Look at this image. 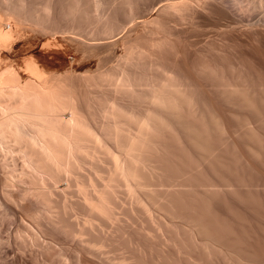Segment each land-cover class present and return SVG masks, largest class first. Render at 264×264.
Returning <instances> with one entry per match:
<instances>
[{
  "label": "bare ground",
  "instance_id": "bare-ground-1",
  "mask_svg": "<svg viewBox=\"0 0 264 264\" xmlns=\"http://www.w3.org/2000/svg\"><path fill=\"white\" fill-rule=\"evenodd\" d=\"M26 1L28 2V0ZM26 1L1 0L3 5L1 3L0 6L4 7L5 4L6 6L5 10L0 7V13H4L0 15V47L6 44L21 28L30 24L31 27L33 25L35 27L40 23L37 29L46 30L43 27L49 19L47 18L49 15L45 14L47 17L44 15L46 19L42 20L44 16L40 15L39 12L43 10V13H48L49 9L51 11L55 1L52 0L54 1L53 5L52 1L49 3V0L45 2L42 0L36 6L37 8L41 6L40 10L33 6L34 2L32 0L31 5ZM62 1L64 2L62 3ZM242 1H244V4L241 3ZM42 2L44 3L41 4ZM105 2L107 4V0H61V8L60 6L58 7L61 9L59 11L60 14L62 12V17L74 18L73 20L76 18L75 21L86 18L90 20L89 18L94 16L97 17L96 21L103 19L102 22L98 20L105 27L100 31V34L108 36L113 33L111 29L118 23L117 18L114 19L116 16L113 17L112 15L111 18L109 13L107 15L110 16L106 15L107 18L105 16V19L104 15H102L103 18H101V15H95L96 12L104 8ZM124 2L126 4L132 3L131 0H124ZM215 2L221 3L224 11H226L224 6L226 3L239 10L251 11L259 7L261 9L264 0H167L161 6L154 8L155 14L146 19L145 23L158 28L170 27L173 24V26H176L180 21L190 19L197 11L200 12L199 8L209 9L213 3L215 6L219 4ZM26 5L31 6L30 8H33V11L27 8L28 6L26 7ZM226 6L228 7V5ZM34 8L37 10H34ZM217 8L219 9V6ZM38 10L39 12L36 13ZM220 14L219 17L223 15V13ZM226 14L219 19L222 18L223 20ZM237 22L239 21L236 19L230 20L227 23L229 25L225 27L228 28L231 25V28H236ZM41 23L43 24L42 26ZM249 24L252 25V23ZM214 25L218 32H224L225 28L220 22ZM241 25L237 26V28L241 27ZM255 26L252 25L251 27ZM234 28L231 30L233 31ZM248 29L246 31L251 28ZM244 30L241 31L244 32ZM253 30L256 34L258 31L261 34L259 29L256 31L253 28ZM64 31L65 29L60 30L61 33ZM252 31L251 34H254V31L253 33ZM100 34L99 37L101 36ZM259 35H257L258 38L260 37ZM254 37L257 39L256 36ZM167 45L170 44L166 43V48ZM159 46L158 42L156 47ZM165 46L163 45V47ZM134 48L128 47L120 56L122 62L125 60V67L128 70H125L124 62L123 65L120 62V67L116 64L119 68L115 66L120 70L114 67V70L118 72L117 74L114 73L112 66L111 68L114 72H111L110 68L109 72L111 74H108V71H97V73L92 75L86 74L84 75L85 77L82 76L83 78L80 76L82 78L79 77L78 83L80 85L75 82L76 79H72V75V78L69 77L70 73L66 75L68 71L65 75L60 74L63 77L58 75V73L57 75L54 73L45 74L42 69H39L37 63L32 60L25 61V67L29 70L25 75L17 73L13 66L7 62L0 63V144H5L7 151L8 149L9 151H17V156L20 158H17L20 160V167L17 168V176L20 183L16 185V189L15 187L14 189L9 188L10 183L6 176L0 174V261H5L11 251L9 245L14 244L19 249H24V252H26L25 249L31 252L30 262L32 264H70L71 260L74 261V264H97L98 262V264L263 263L262 261L260 262V259L264 258L262 254L264 253V246H262L263 248L258 247L260 249L257 248L263 241L260 242L258 236L256 240V234L254 236V232L251 229L253 228L252 225L243 224L245 218L241 215L240 207L235 205L236 208H239V210H236L233 207L234 203H232L235 201L239 202L236 197L241 195L240 198L244 200L245 205H247L245 201H250L248 204L251 206L253 204V211L257 212L259 210H256L257 206L255 208V204L258 203L255 200L257 199L256 195H260L256 194L257 192L253 188L254 186H251L252 184H244L245 174L242 173L244 170H241L244 168H241L242 165L238 167L239 164H237V167H233L235 166V161L232 159L236 160V158L232 156H230L232 159L229 160L233 161L234 164L231 161H227L228 159L225 158L227 155H224L226 152L224 150L225 147L220 150V147L217 146L219 137H221L220 140L224 141L221 136L222 132H219L220 134L212 133L214 128L211 127L210 129L204 117L202 118L203 115L199 116V111L197 115L196 111L198 108L195 109L197 102L194 101L195 104L192 101L193 93L190 92L191 94H189L186 92L185 86L183 87V83L181 84L180 82L183 79L179 81L180 76L176 77L177 72L174 75L172 73L174 70L170 71V68L168 67V69L165 66V69L163 67L160 68L162 69L160 72L159 66L157 67L155 64L154 67H157L155 69H158L159 74L161 73L159 76H152L151 72H148V75H143L142 73L145 71L139 75V73H135L134 69L133 72L130 71L129 67L131 70L133 68V62H131L133 58H138L137 55L143 53L141 52L143 50L139 49V51ZM169 48L171 50L172 47ZM176 52L177 50H175ZM147 55L149 56V54ZM141 57L143 56H139L138 59H141ZM126 61H130L131 65L128 62L126 63ZM133 61L136 63L135 59ZM211 65L203 64L199 71L202 74L204 73L206 78H210L213 81L212 83L209 80L212 83L211 85L213 86L214 84L213 87L221 90V93L224 94L226 92L230 96L237 94L241 96V99L243 98L242 101L246 105V101H250L248 94L244 93L245 97H243L244 95L241 92L244 90L245 92L246 90L250 92L251 89L248 90V88L251 85L246 89L245 81L247 79L243 80L244 77L241 76L242 73H239V68L237 69L239 72L236 73L237 71L233 70L234 73L231 71L234 69V65H232V68L230 67L231 69H228L230 72L217 68L218 66L215 67L214 64V67ZM76 77L74 76V78ZM69 78L72 81H68ZM72 82L74 85L78 84L79 86L75 85L76 87H74ZM101 84L107 85L106 88L109 86V90L111 87L112 89L114 88L115 91L111 89L113 92H116V90L118 92L121 91L120 94L123 92L121 95L125 94L127 100H130L128 99L129 96L133 100L132 103H129L130 107L134 106L137 108V105H141V101H147L144 102L146 105L144 103V106L142 105L143 108L145 106L146 108H142V111H138L137 108L136 111V108L124 106L123 104H128V101L124 100L121 101L123 104H119L120 99L117 102V96L115 98L110 96V98H113L111 100L107 94L109 91L106 92L107 96L102 93L106 89L100 91L101 88L105 87L101 86ZM187 84L185 85L188 86ZM80 86H85V88H82L85 91H81L83 93H78L80 91L78 87ZM90 86L94 87V90L95 86L98 87L97 89L101 93H97V90H88L91 91L89 93L86 90L87 88L90 89ZM263 86H261L262 89H264ZM75 88L79 89V91L76 92L77 89L75 90ZM256 89H258V85ZM253 91L251 90V92ZM233 98L238 97L234 96ZM245 98L247 99L245 100ZM250 99L253 100L252 98ZM134 100L140 102H136L135 106L133 105L135 103ZM193 100L195 99L193 98ZM250 102V105L253 102L255 103V101ZM79 103L86 105L87 116H85L86 111H81L84 107L82 104L83 107L79 108L81 115L79 111L77 112ZM254 103L253 107L255 106ZM194 105L196 106L193 108ZM241 106H244V104ZM246 106L244 108L247 109L248 106ZM248 108L251 109L250 106ZM82 112H85L84 116ZM240 125L242 128L252 130V133L246 130V132L251 133L249 135L256 134L254 132L255 128L253 127L252 129L254 124L251 125V122L249 124L248 121H244ZM216 132H218L217 129ZM213 134H218L216 136L219 137L216 138ZM253 135L250 136L252 137L251 141H255L254 139L258 137L256 136L257 134L255 135L256 137H253ZM213 137L217 139V143L214 142L216 139L214 140ZM3 147L2 149L5 150ZM228 149L229 146L227 147ZM9 153L11 154V152ZM226 154L228 153L226 152ZM234 156L236 157L237 155L235 154ZM229 163L233 165V168ZM237 163H241V158ZM86 164L89 165L87 166L89 170L88 173H86L87 171L83 173ZM234 168H241L240 171L242 172H240V175H244L243 180H241L243 175L238 176L237 174L234 177L237 172L239 173V170H233ZM226 172H229L228 175ZM234 172L235 175L232 174L233 180L237 181L233 184V180L230 182L229 179L233 178L230 174ZM213 175H215V178H213ZM246 178L248 179L249 177L246 176ZM217 180L218 182H216ZM239 180L245 186L237 183ZM252 181L247 182L252 183ZM60 182H64L61 187H59ZM15 183L18 184V182ZM148 185H153V189L150 188L148 190L149 194H147L146 190ZM161 185H166V187L158 188ZM248 185L256 192H254L255 195L249 189L250 186L248 187L250 194L252 195L253 193L256 196L255 199V196H250L255 203L254 201L251 203L250 199L245 200L249 195L243 197L242 193H240L243 189L238 193L240 189L238 186L246 187ZM235 186L239 189L237 190ZM224 191H228L229 195L234 193L236 196L232 197L237 199L232 201L233 199L231 198L232 200L230 201H232L233 206H230L231 203L229 204V202L226 204L222 203L226 205L228 214H226L225 210L221 212L225 207H220L221 210L217 207L222 205L218 200L223 197ZM118 193L122 194V199L118 195L121 201V204H119L121 206V214L115 208L118 205H115V203L120 202L119 198H117ZM248 193L249 191L247 190L246 194ZM225 194L227 197L228 193ZM226 201L228 200L226 199ZM259 201L262 202H259L258 205L261 204L263 207L262 198ZM239 203L241 206L244 204H242L241 199ZM152 207L163 211L169 216L170 220L162 221V219L154 217V214L152 215ZM250 207L249 209L252 211ZM262 207L258 206L260 209H263ZM249 211H247L248 214ZM261 211L264 212V210ZM18 212H22L25 217L31 218L37 224L35 227L38 226L36 228L39 231L54 239L57 238V241H60L58 239L61 238L62 240L64 238L77 239L79 246L76 245L77 248L75 247V250L72 249L74 250L73 255L69 256L73 258L66 257L69 252L68 249L66 253L58 247L57 249L49 246L48 243L46 245L37 235L30 233L28 235L27 231L25 232L24 223L22 225L17 224V227L15 222L14 225L17 230H14L17 233L15 232L16 234L12 238H9L12 235L7 238L6 236L3 237L1 231L7 226V219L14 218L15 215L17 217ZM247 212L243 214L246 216ZM258 214L262 213L257 212L260 220L261 217L264 218V216H259ZM117 215L119 218H117ZM174 219H178L179 222L174 221ZM247 220L249 221V219ZM256 220L259 222V219ZM256 220L251 221V223ZM258 222L255 224L256 227L259 224ZM254 223H252L253 226ZM248 226L252 230L251 232L246 229ZM255 230L260 231L259 229ZM261 237L262 239L264 238L263 236ZM255 240L256 243L258 241V244L255 243ZM88 254H94L99 259L97 257L95 260H93L94 258L92 260L87 259ZM20 256L19 258L21 259L23 256ZM66 259H70V263H67ZM17 261L8 263L18 264Z\"/></svg>",
  "mask_w": 264,
  "mask_h": 264
},
{
  "label": "rangeland",
  "instance_id": "rangeland-1",
  "mask_svg": "<svg viewBox=\"0 0 264 264\" xmlns=\"http://www.w3.org/2000/svg\"><path fill=\"white\" fill-rule=\"evenodd\" d=\"M24 1H26V0H24ZM32 1L34 2V4L32 2L33 6L36 7L37 5H39V3L42 0H32ZM45 1L46 0H44V2ZM49 1H50L49 3H51L52 0H49ZM54 1H52V4L54 2L55 5L53 4L54 7L52 6L51 11L49 9L48 13H45V12L43 13L42 12L43 10L42 11L40 10L41 6H40V8L36 7L37 9L40 10V12H39V10L36 11V13L39 12L40 15H42V16H44L45 14L49 15L48 17H47V15H45L49 19L46 22L44 21L45 24L43 22V24L45 25L43 28H46V30H44L43 28L42 29L44 31L38 30L41 28L37 29V27L40 26L39 25L40 23H38L35 26L36 28L33 25L35 23L32 24L33 25L32 27L30 24V25H28L29 27L26 26L24 28H21L19 30V32L18 33L16 32L13 35V37L6 44H4L0 47V63L7 62L13 66V68L15 69V71L17 73H20L21 75H23V74L25 75L29 72V70L25 67V61L26 60H32L35 63H37V65L39 66V69H42V71H44L45 74L54 73L57 75V73H58V75H60V74L65 75V73L68 71V74H66V75H69V73H70L69 77H71V75H72L73 78L72 77L71 78L73 80L76 79L75 82L78 83L80 78L82 76L85 77L84 75H86V74L92 75L93 73H97V71H101V72L108 71L109 72V69L112 66H113V70H114L115 66L119 65V67H120L121 63H122L121 65H123V62L125 60L123 59L124 61L122 62L120 56L122 55L124 50L127 49L128 47H130V48L135 47L134 49H136V50H139V49L143 50V51H141V52H143V53H141L142 55L141 54L137 55L138 58H139V56H143V57H141V59L133 58V60L135 59L136 63L133 60L131 61L134 63V66L132 63L133 68L131 70V68L129 67L130 71L133 72V69H134L135 73L136 74L139 73V75L141 72L145 71L142 73L143 75L144 74L148 75L151 72L152 76L153 75L159 76L161 74V73L159 74V71L161 72V70H162L160 68H162V67L164 68V66H165L166 68L169 67L170 69L169 68L168 69L170 71L174 70V72H172L174 75H175V72H177L176 77L180 76L179 81L183 79L182 80L183 82L182 81H180V82H181V84L183 83L182 84L183 87L185 86L184 88H185L186 92L189 94L193 93L192 97L195 100H193L191 95H190V97L192 98L193 102L194 101L197 102V104L194 102L197 106L196 105L193 106V108L196 106L195 109L198 108L196 111L197 115H198V111H199V116L203 115L202 118L204 117V120L206 123L209 124L210 129H211V127L214 128V131L212 129V133L215 132V133L220 134L219 132H222L221 136L224 139V141L222 139L220 140L221 137L216 136L218 134H216V135L213 134V135H215L216 138L219 137L218 138L219 143L217 144V146L220 147L219 149L221 150L222 147L223 148L225 147L226 149L224 148V150H226V152L228 153V154H226V152L224 153L222 151L224 153V155L225 156L227 155V156L225 157L222 153H221V155H223L225 158H227L228 159L227 161H231V160H229V159H232V158H230V156L236 158V160L232 159L233 161H235L234 162L235 166L232 165V164H234L233 161H231L232 164L229 163V164H231L230 165L231 167L232 166L237 167V164H239L238 167H240V165H242L241 168H244V169L240 168L242 171L244 170L243 172L240 171V169H238V168H234L233 170L237 169L236 171L239 170V173L237 172L235 175V172H234V173H231L230 175L233 177L232 174H234L235 175L234 177H236L237 174H238V176L243 175V174L240 175L241 174L240 172L244 173L246 181L243 180L244 175L242 176L243 178H241V180L244 181V184H252L251 186H254L253 188L257 192L256 193L254 191V189L252 190V187L250 185H248L246 187L238 186L240 189L237 186H235V187H237L236 188L237 190L239 189L238 193L243 189V191H241L240 193H242L243 197L249 195V197H247V198L245 197L246 199L245 198L244 199L245 200L250 199L251 203H252V201H254L251 199V197L252 196L254 197L256 194H259L260 196L256 195L258 200L256 199L255 201H258V203L259 202L261 203L262 201H259V200H261V198H262L263 203H264V89L261 88V86L264 85V31H263L264 30V22L262 23V21L264 20V7H263L264 3H263V6H261V9L259 7L255 10H251V11H245L244 9L239 10L236 7L229 6V4L226 3V4H224L225 10L227 11L226 12V11H224L223 5L221 3L215 2L216 4H218V3L219 4L215 6V4L213 3L214 6H212L213 5L212 4L211 7L209 8L210 10L206 9V8H205L206 10L204 8H199L198 10H200V12L197 11V13H195V15L192 16L190 19H185L183 21H180L179 24L178 23L176 24V26H173L174 24L172 23L173 25L171 24L172 26H170V27L165 26L166 28L165 27L164 28H161V27L158 28V27L152 26L151 24L145 23V20L148 19L153 14H155L154 13L155 7L161 6L167 0H131L132 3H129V4H126L124 2V0H107V4L105 2L104 3L105 6L103 5L104 8L102 7L103 9H100V11L96 12L95 15H99V16L101 15V18L104 17V19H105V16L107 15V13H109L111 15V18H112V15H113V17L116 16L114 19L117 18L118 25H114V27L111 29V30H113L112 34L105 36V35L100 34V31H102V29L105 28L101 25V22L103 19L102 20L98 19L101 21L100 22L98 20L97 21L95 20V19H97V17H95V16H94L95 18L90 17L89 18L90 20H87L88 18H86V19H82L80 21H78V19H77V21H75L76 18H75V20H73L74 18H72V19H70L68 17L64 18V17H62V12L60 14V11H59V9L61 8V6H60L61 0L60 1L54 0ZM2 2L0 0V4ZM44 2H42L41 4H43ZM63 2L64 1H62V3ZM27 3L30 4L31 0H28ZM241 3L244 4V1H242ZM241 3H239V4H241ZM242 4H241V6L245 7ZM2 5H3V3H2ZM226 5H228V7ZM5 6H6V4L4 5V7L3 6H0V7H3L2 8V10H3L5 8ZM58 6H60V8ZM218 6H219V9L217 8ZM26 7L30 8L31 6L29 7V5H26ZM226 7H227V9H226ZM262 7H263V9H262ZM36 8H34V10ZM49 8H51V7H49ZM30 9H32V11H33V8H30ZM207 10H209V11H207ZM219 10L224 11L227 14L224 12H220ZM210 11H212V12H210ZM2 13H0V15ZM219 13H221V14L223 13V15L226 14L225 15L226 17L224 16L223 20H222V18L219 19L221 16L223 17V15H221V14H220L221 16L219 17ZM102 15H104V16L102 17ZM45 16L42 18V20L46 19ZM107 16H106V18H107ZM232 18L234 20L236 19L237 21H239V22H237L236 25L240 26L242 24L241 27L243 29L241 27L237 28L236 25H235L236 28L233 27L234 28L233 31L231 30V29H233V28H231V25H230V27L228 26V28L225 27L226 25H229L227 23L230 22V20L231 21L233 20ZM217 21H218V23L220 22L223 25V27L225 28L224 32H222V31L218 32L217 29L215 28L216 26L214 24H218ZM256 22L258 24L259 23L260 24L258 25ZM249 23H252V25H254V26L257 24V26L251 27L252 25ZM43 24L41 23V26ZM248 24L251 26H249ZM247 27L248 28L250 27L251 29L249 28L250 29L249 30ZM167 28L168 29L170 28V29L168 30ZM253 28L256 31H258V29H259L261 31L262 35L259 33V31L256 34V32L254 30L253 31H254L255 35L251 34V31ZM62 29H65V31L61 33L60 30H62ZM226 29H227V31H226ZM247 29L250 32L246 31ZM241 30H244V32ZM253 31H252V33H253ZM99 34L101 35L100 37H99ZM257 35H259L260 37L258 38ZM254 36H256L257 39H255ZM158 42H159L161 47L160 46L156 47ZM160 42L163 44H161ZM166 43L170 44L171 46L167 45V48H166V46H165ZM163 45L165 47H163ZM173 45H174V47H173ZM153 46H154V48H153ZM169 47H172L171 50ZM165 48H166V50H165ZM174 48H175V50H177L176 53H175V50H173ZM161 49H163V50H161ZM152 50H153V52H152ZM166 51H168V52H166ZM171 51L172 52L174 51L173 54H171L172 53ZM146 52H147V54H149L150 58L146 54ZM74 58H75V60H73ZM127 62L128 61H126V63ZM128 63H130V61ZM164 63H165V65H164ZM167 63H168V65L166 66ZM154 64L157 67L159 66V69H160L159 71H158V69H155L157 67H154ZM203 64H209V65L214 64L215 67L218 66L217 68H221V69H224L225 71L227 70L229 72H230V70H228V69H231L233 67L232 65H234L235 67L231 71L235 70V72H236L237 69L239 68L238 70H240V72L237 71L236 73H238V72L240 74L242 73L241 76L244 77L243 80L247 79L245 81V83L247 85V87L245 86L246 89L249 87V85H251V87L248 88V90H250V89L254 90L253 92H251V90H250V92L247 90L245 92V90H244L241 93H243V95H244V93H247L249 100L255 101V103L253 102L255 106L254 107L252 106L253 103H252V105H250L251 102L250 101L248 102V100H247L246 102L249 105L247 103H246V105L248 107L250 106L251 107V109H250L245 105L244 101H242L243 98L241 99L240 98L241 96H238L237 94H236L237 96L233 95V94H232L233 96H230L226 92L223 94V93H221V90L216 89V87H213L214 84H213V86L211 85L213 83V81L210 78L209 79L206 78L205 74L203 73L204 74L203 75L202 72L199 71L201 65H203ZM130 65H131V63H130ZM130 65L128 64V66H130ZM214 65H213V67H214ZM117 67H115V68H117ZM124 67H125V62H124ZM121 68L124 69L123 67H121ZM113 70L111 68V72L115 71V70L114 71ZM118 70H120V69H118ZM125 70H128V68H126ZM69 71H71V72H69ZM146 71H147V73H146ZM114 73L117 74L118 72L115 71ZM114 73H112V74H114ZM108 74H111V73L109 72ZM151 75H149V76H151ZM181 75H183V76H181ZM74 76H77V77L74 78ZM61 77H63V76H61ZM71 78H69L68 81H72ZM209 80H211L212 83H210L211 81H209ZM184 81H186L188 84ZM184 83L187 84L189 87L186 86ZM78 84L77 85L75 84V85L79 86L80 84L79 85ZM75 85L73 83L74 87H76ZM257 85H258V89H256ZM101 86H105V85L101 84ZM106 86L104 88L100 89V91H103L106 89V91L102 92V93L106 94V92L109 91L107 93L109 98H110V96L114 97V98L117 96V102L120 99L119 100L120 102H118L119 104L123 100L126 102L128 101L127 102L128 104H126L125 102H124L125 104H123V103H121V104H123L124 106L127 105L130 107L129 103H132L133 100L129 96H128V99H130V100H127L126 99L127 96L125 94L123 96L121 95V94H123V92L121 94H120L121 91L118 92V90H116V92H113L115 90H114V88L112 89V87L110 88V90L112 89L113 91L112 90L110 91L108 89L109 86L107 88H106ZM80 87H78L80 89V91H79V89L75 88V90L77 89L76 92L79 91L78 93H80L83 90L82 88H85V86H80ZM90 87H89L90 89L87 88L86 91L97 90V93L98 92L101 93L99 91V89H97L98 87L95 86V90L93 89L94 87L93 88H92V86H90ZM187 88H188V90L190 89L189 92H188ZM84 91L85 90H83V92ZM91 91H88V92L90 93ZM83 92H81V93H83ZM92 94H93V92H92ZM107 94H106V96H107ZM226 95H228L229 97L228 96L226 97ZM240 95H242V94H240ZM234 96L238 97V98H233ZM243 97H245V95ZM231 98H232V100H231ZM250 98H252L253 100H251ZM110 99L113 100V98H110ZM240 99H241V101H240ZM246 99L247 98H245V100ZM129 101H131V102H129ZM115 102H116V100H115ZM136 102H140V101H135V103H133V105H135ZM144 102H147V101H144ZM144 102L141 101L140 102L141 105L138 103L139 104V105H137L138 111L139 110L142 111V108H143L142 105ZM241 102H242V104H244V106H241L242 105ZM79 104L80 105L82 104L84 106V103H79ZM79 104L77 105L78 106L77 108L81 109L83 106L81 105V107H79L80 106ZM144 105H146V103H144ZM85 106L83 107V110L81 109V111H86V113L82 112V115L85 113L86 114L85 116H87V110H85L87 107H85ZM245 106L247 107V109L244 108ZM132 107L136 108L134 106H132ZM132 107H130V108H132ZM137 108H136V111H137ZM145 108H146V106H145ZM145 108H143V109H145ZM80 109L77 110V112L79 111L80 112L79 114L81 115ZM254 109H256V110L254 111ZM258 109H259V111H258ZM260 120H261V122H260ZM244 121H248L249 124L251 122V125L254 124V126H252V129H253V127L255 128L254 132H256L257 135L255 133H254V135L253 134L252 135H253V137L255 135L258 136V137L255 136L256 137L255 139L253 138L255 141H253V140L251 141L252 137H250V136H252V135H249L252 133L251 132L252 130L242 128V126L240 125ZM215 124L218 126H216ZM240 128H242V129H240ZM216 129L218 132H216ZM243 129H245V130L242 131ZM246 130L250 131L251 133L248 131L246 132ZM215 137H213L214 140L216 139ZM256 139H258V140H256ZM216 141H217V139L214 142L217 143ZM220 141H222L223 144ZM257 141H258V143H257ZM259 143H261V144H259ZM219 144H220V146H219ZM225 144L227 145V147L229 146L228 150L231 151L230 153L227 150V147ZM230 146L233 147L234 149L231 148ZM0 147H1L0 148V174H3L4 176H6L10 185L12 184L11 186L9 185V188L11 187L12 189H14V187H15V189H16L17 188L16 185H19V183H20L18 176H17V174H18L17 168L20 167V160H18L20 158L17 156L18 152L17 151L16 152L11 151V150L9 151V149H8V151L11 152V154H10L7 151V149L5 148V144L3 145V143ZM2 147L5 148V150L2 149ZM223 148H222V150H223ZM249 148H251L254 151H252ZM231 149H233V150H231ZM234 151L237 152V153L235 152V154L237 155L236 157L234 156L235 155ZM232 152H233V154L231 155ZM238 156H239V158H237ZM240 158H241V163H237V161H240ZM17 161H18V163H16ZM87 166H89V165L86 164L85 168L84 169L82 168L83 173H85L84 171H87L86 173H88L89 167L87 168ZM207 170H208V168H207ZM3 172H5L6 174ZM81 173H82V171H81ZM228 173H227V175H228ZM7 175H9V176H7ZM213 176L212 177L215 178V175H213ZM225 176H226V174H225ZM246 176L249 178L251 177L250 179H252L253 181L250 180L249 178H248L249 179L248 180L246 178ZM9 177H11V178H9ZM234 177L232 179L230 178L229 181L232 182ZM15 180H17V181H15ZM241 180H239L237 183L242 184L243 182ZM236 181L237 180H235V181L233 180L232 183L234 184V182H236ZM247 181H252V183L251 182L248 183ZM15 182H18V184ZM216 182H218V180ZM60 183H59V187L64 185V182H60ZM237 183H235V184L238 185ZM244 184H242V185H244ZM148 186L146 188L147 194L150 193L148 191L150 188L153 189V185L152 186L148 185ZM249 186H250L249 189H251L253 193L254 192L256 193V194L254 193L255 195L253 193H252V195L250 194V190L248 189ZM164 187H166V185H161L158 188H164ZM152 189H151V191H152ZM245 190H246V192H245ZM247 190L249 191L248 194H246ZM225 193H228L227 197L228 196H230V197L227 198L225 196L226 195ZM225 193H223V197L225 196L228 201L225 202V200H226L225 197L224 198L222 197L221 199H225V200H222L224 202L220 201L221 199L218 200L219 202H221V204L222 203L226 204L227 202H229V204H230L232 201L237 200L236 198L239 199V202L241 199L242 204L244 203L243 202L244 200H242V198H240L241 195H238L235 198V197H232L235 195L234 193L233 194L230 193V195H229L228 191H226ZM0 194H1V188H0ZM118 195L121 198L122 194L118 193L117 198H119ZM256 196L254 197V199L256 198ZM120 198L118 199L119 201H120ZM230 200H232V201H230ZM255 201H254V203H255ZM237 202L238 201L232 202V203H234L233 204L234 206L232 205V203L230 204V206L232 205L236 210H239L238 207L236 208L237 205L240 207V210L242 211L241 215L244 216L243 218H245L244 219L245 221L243 222L244 225H252L253 228H255L257 230L259 229L260 231L262 230L261 231L262 233H261L260 231H256L255 229L250 227L254 232L253 233L254 236L256 234V236H255L256 240H257V236H258L259 241L260 242L263 241V243H264V238L262 239V237H261V236L264 237V234H263L264 233V218L261 217V220H260V217L257 216V212L262 213V214H258L259 216H264V212L261 211V210H264V204L262 203L263 207L261 204L260 205H258V203L255 204V208L257 206L256 210L259 209V210H257V212L255 211L256 212V214H255V212L253 211L254 210L253 204H252V206L250 204H248L250 201H245L247 203V205H245V203H244L242 205L243 207L241 206V204L239 202L238 203ZM116 204H118L117 206L120 207V208H118L116 206L115 207L116 211L121 214V211H120L121 206H119V204H121V201L119 203H115V205ZM225 204H222V205H224V206H222V205H220V203H218V205H220V206H217L218 209L221 210V208L226 206ZM214 205H216V204H214ZM258 206L262 207L263 209L258 208ZM249 207L252 208L253 213L249 209ZM152 208H151L152 215L154 214L153 215L154 217H158V219H160V220L162 219V221L170 220L169 216H167L163 211L157 210L154 207H152ZM244 208L246 211L244 210ZM113 210L115 212L114 208H113ZM224 210L226 212V207L223 208L221 210V212H224ZM249 210L251 211L252 215H251ZM247 211H249V214ZM245 212H247L246 216L244 215ZM223 214L225 215V213H223ZM226 214H228V212H226ZM17 215H18L17 217H16V215H15V217L13 216L15 219L14 218L7 219V221H6L7 226H5L6 228L4 227L3 230L1 231V234L3 237L6 236V238H7L10 235H12L9 237V238H12L17 233L16 230H17L18 225H20V224L22 225L24 223L23 226L25 225L24 226V227H26L25 232L27 231L26 233H28V235H29V233L37 235V236H39V238L43 242H45V244L48 243L49 246H53L56 248L58 247L59 249L64 250L66 253L69 251L68 254L69 253H71V254H69V255L67 254L66 257H68L70 259L73 258V257H69V256H72L74 253L73 251L75 250V247L77 248V246H79L78 245L79 242L77 241V239H75V238H73V239H69V238L67 239L66 238L65 239L64 238L62 240V238H61V239H58L60 241H57L56 240L57 238L54 239L51 236L45 235L41 231H39L38 228H36L38 226L35 227V225H37V224L31 218H28V216L25 217L24 216L25 214L23 215L22 212H20V213L18 212ZM118 215H117V218H119ZM255 216H257V217H255ZM246 218L249 219V221ZM12 219L16 220V221H13ZM251 219H253V220L259 219V222H258V220H256V221L259 223L257 225L258 226L260 225V226L256 227V225H255L257 223L256 221H254L255 223L252 222V223H254V226H253V224L251 223V221H253V220H251ZM174 221L179 222L178 219H174ZM246 221L248 222V224H246L247 223ZM15 222H16V224H15ZM14 224L17 227H15ZM14 229H16V230H14ZM96 229H98V228H96ZM246 229L250 230L249 226L246 227ZM252 230H250V232ZM10 231H11V233H10ZM258 234L261 236L259 237ZM256 240H255V243H256ZM263 243H260L261 245H258V246L256 245L257 248L258 247L263 248L262 247V246H264ZM256 244H258V241ZM12 245L11 244L9 245L11 248V251L8 254L9 256L7 255V257L5 258V261L1 260L0 264H3V263L7 264L8 262L10 263L12 261H17V260H18L17 261L18 264H32V262H30L31 261V259H30L31 258V252L28 249H25L26 252H24V249H19V247L17 245H16L17 247L14 246V244H12ZM67 249H68V251H66ZM72 249H74V250H72ZM258 249H260V248H258ZM27 251L30 253V255H28L29 253ZM19 253L21 256L19 255ZM262 254L264 255V253H262ZM19 256L20 257L23 256V257L20 259ZM90 256H93V257H90ZM96 257L98 258V256H94V254H88L86 258L90 259V260H92V258H94L93 260H95ZM14 258H16V259L14 260ZM70 259H66V262L70 263ZM6 260H8V261H6ZM261 261L263 262L262 264H264V258L263 259L261 258L260 262ZM72 262L74 264V261L71 260V263ZM257 262H259V261H257ZM55 264H58V263H55Z\"/></svg>",
  "mask_w": 264,
  "mask_h": 264
}]
</instances>
